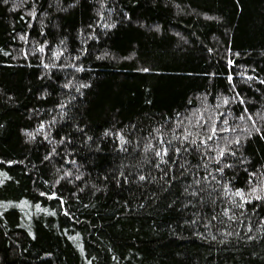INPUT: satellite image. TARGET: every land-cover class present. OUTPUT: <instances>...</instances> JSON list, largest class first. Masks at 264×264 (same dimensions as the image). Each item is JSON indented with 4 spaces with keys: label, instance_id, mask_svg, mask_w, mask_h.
Returning <instances> with one entry per match:
<instances>
[{
    "label": "trees",
    "instance_id": "obj_1",
    "mask_svg": "<svg viewBox=\"0 0 264 264\" xmlns=\"http://www.w3.org/2000/svg\"><path fill=\"white\" fill-rule=\"evenodd\" d=\"M0 264H264V0H0Z\"/></svg>",
    "mask_w": 264,
    "mask_h": 264
},
{
    "label": "snow or ice",
    "instance_id": "obj_2",
    "mask_svg": "<svg viewBox=\"0 0 264 264\" xmlns=\"http://www.w3.org/2000/svg\"><path fill=\"white\" fill-rule=\"evenodd\" d=\"M211 131H212V133H215L216 130H215V128H212ZM189 135H190V133H189ZM185 138H187V137H185ZM208 139H211V136H209ZM192 142L195 143V141H192ZM165 154H167V153L165 152ZM156 155H157V156H160L161 153H160L159 151H157V152H156ZM141 179H144V177H141ZM233 195H234V196H240L241 198H243V195H244V194H243L242 192H235V193H233ZM256 198H257V199H260V197H256ZM245 202H247V201H245ZM237 206H238V207H242V205H237ZM225 214H227V213H225Z\"/></svg>",
    "mask_w": 264,
    "mask_h": 264
}]
</instances>
